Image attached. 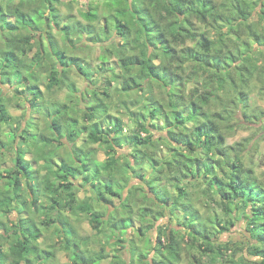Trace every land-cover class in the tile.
Listing matches in <instances>:
<instances>
[{
  "label": "clouds",
  "instance_id": "clouds-1",
  "mask_svg": "<svg viewBox=\"0 0 264 264\" xmlns=\"http://www.w3.org/2000/svg\"><path fill=\"white\" fill-rule=\"evenodd\" d=\"M0 264H264V0H0Z\"/></svg>",
  "mask_w": 264,
  "mask_h": 264
}]
</instances>
